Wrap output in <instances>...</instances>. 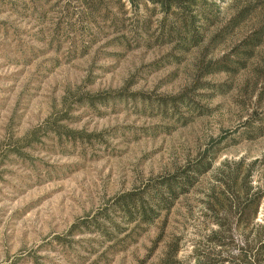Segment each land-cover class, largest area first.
<instances>
[{
  "label": "rangeland",
  "instance_id": "1",
  "mask_svg": "<svg viewBox=\"0 0 264 264\" xmlns=\"http://www.w3.org/2000/svg\"><path fill=\"white\" fill-rule=\"evenodd\" d=\"M164 1L0 0V264H241L264 222L259 9ZM232 172L262 196L220 249Z\"/></svg>",
  "mask_w": 264,
  "mask_h": 264
},
{
  "label": "trees",
  "instance_id": "2",
  "mask_svg": "<svg viewBox=\"0 0 264 264\" xmlns=\"http://www.w3.org/2000/svg\"><path fill=\"white\" fill-rule=\"evenodd\" d=\"M135 2L136 0H130ZM152 2H158L160 6H166L164 0H150ZM193 1V0H191ZM234 13L230 17L229 21L233 25L235 23H240L244 21L248 16L250 17L254 9L258 8L256 14V26L248 34L243 42L246 46H261L264 45V0H244V1H235ZM183 29L189 31V25L187 21L183 20ZM190 37H194L192 32ZM235 172H232L227 178H224L220 186H212L209 192L208 198V208L214 212V224L215 228L211 229L210 237L214 241H217L221 246L220 249L225 245L223 240L226 237H229L228 231H230L231 218L228 216V213L232 210V207L236 212H239L240 215L245 210V207L248 206V203L254 204L253 214L257 211V204L259 198L262 196L260 189H255L249 181L246 180L247 175H243L244 178H240V181L237 179V176H234ZM175 181L168 180L165 182V188L168 192L174 193V190L178 187L175 184ZM161 197V196H160ZM219 212H222L221 216H217ZM253 229L254 240L248 242L247 240L242 245V247L237 251L236 256H234L233 261H239L241 264H262V258L264 256V222H255ZM178 244L174 246L173 252L176 253L178 249ZM220 252V250H219ZM219 252H216L217 254ZM251 253L253 259L251 261H246L247 254ZM199 261L200 264H209L210 258L204 256Z\"/></svg>",
  "mask_w": 264,
  "mask_h": 264
}]
</instances>
